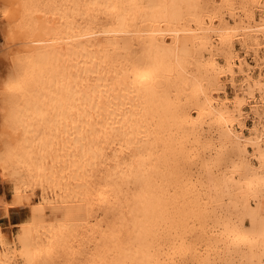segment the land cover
Returning <instances> with one entry per match:
<instances>
[{"label": "bare ground", "instance_id": "bare-ground-1", "mask_svg": "<svg viewBox=\"0 0 264 264\" xmlns=\"http://www.w3.org/2000/svg\"><path fill=\"white\" fill-rule=\"evenodd\" d=\"M0 5V264H264V0Z\"/></svg>", "mask_w": 264, "mask_h": 264}, {"label": "rangeland", "instance_id": "rangeland-1", "mask_svg": "<svg viewBox=\"0 0 264 264\" xmlns=\"http://www.w3.org/2000/svg\"><path fill=\"white\" fill-rule=\"evenodd\" d=\"M0 12H2V6L1 5H0ZM0 17H1V13H0ZM1 18H0V54H1L0 55V88H3L4 82H5V77L7 76L6 71H7V56H8V54L6 52H8L9 48L6 47L5 45H3V46L1 45V42L3 39L1 31L3 30V27L5 25L4 20H2ZM5 61H6V63H5ZM1 91L2 90L0 89V92ZM227 93L231 97L233 94V90L231 88L230 89L227 88ZM1 95L2 94L0 93V99H1ZM1 101H2V99L0 100V103H1ZM1 105L2 104H0V107H1ZM246 124L249 127H251L253 125L252 121H250V120H248ZM30 192L31 191H27L26 193L29 194ZM34 194L33 195L30 194L29 198L28 197L25 198L24 207L17 208L15 210L11 209L9 211L10 214H8V216L4 217L0 212V225L2 226L1 228L3 229V231L8 233L10 240H14L15 237L17 236V234L19 233V227H18L17 223L21 220L29 218L30 216H32V218L34 220H37V221L38 220H53L58 216H63L64 210L68 209L67 210L68 212H73L75 210L77 212H79L80 210H82L81 209L82 206L80 204H75V205H72V206H69V207H66L63 209H61L60 207H57V206L46 208L42 205L37 204L39 192H37L38 195L36 193H34ZM11 197H12V194H11V188H10L9 183L6 181L3 183L0 182V198H3L6 202H9ZM28 204H29V206H28ZM10 232H12V233H10ZM11 235H12L13 239H11Z\"/></svg>", "mask_w": 264, "mask_h": 264}]
</instances>
